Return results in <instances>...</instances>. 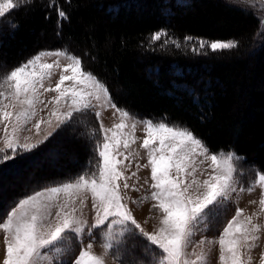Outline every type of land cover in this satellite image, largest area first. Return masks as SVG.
<instances>
[{
  "label": "snow or ice",
  "instance_id": "snow-or-ice-1",
  "mask_svg": "<svg viewBox=\"0 0 264 264\" xmlns=\"http://www.w3.org/2000/svg\"><path fill=\"white\" fill-rule=\"evenodd\" d=\"M17 6L16 0H0V18ZM57 14L60 19L66 18L59 7ZM9 26L15 27L11 22ZM167 35L156 32L151 40L159 41ZM193 39L184 37L186 43ZM164 42L168 43L167 40ZM173 43L180 47L178 42ZM235 47L236 41L198 40L192 51L222 52ZM48 55L63 56L69 61L63 66L54 88L45 87L44 81L50 79L52 70L60 65L59 62H42ZM5 68L0 65V125H3L4 143L0 161L14 159L39 146L21 142V134L30 130L26 126L38 115V105L47 108L51 104L53 107L46 121L43 118L35 121L33 127L37 130L41 123L52 127V117L56 119L55 129L68 125L77 117L87 118L86 114L93 109L92 100L99 101L102 96L119 113L121 123L105 128L100 121L101 113L96 111L94 119L100 123L97 137L90 143L88 167L78 172L72 181L35 191L0 210V230L4 234V254L0 264H56L54 257L48 254L53 250L57 254L67 253L66 264H105L104 257L92 251L96 239L101 240L105 255L121 244L126 257H135L137 247L147 254L139 259L122 260L118 251L113 254L118 264H205L203 252L193 253L196 259H190L187 253L194 230L201 224H212L218 230L215 242L219 245L220 264H249L244 253L250 252L259 240L260 226L252 222L251 216L241 219L243 210L240 208H236L235 215L226 223L221 220V215L226 214L225 202L238 190L235 161L239 157L234 152L212 153L190 130L163 120L140 121L145 132L140 147L147 153V164L143 167L150 168L152 181L150 196L144 199L154 201L152 208L161 213L158 230L147 232L134 218L122 195V189L137 190L128 184L130 177L122 171L130 167L125 161L131 155L128 153L130 145L136 142V118L111 104L106 86L83 68L80 58L65 51H43L11 70L4 71ZM45 92L56 95L45 103L41 99ZM62 108L65 110L61 111ZM127 120L133 121L131 125L125 122ZM52 134L49 132L45 140ZM23 139L27 141L28 138ZM201 156L211 161V172L203 180L196 174V158ZM255 186L261 189L259 203L264 210V173H255L253 182L239 191L252 192ZM88 192L95 213L90 226L77 216L75 206L77 199L81 198L83 202L82 194ZM60 193L65 199L56 203ZM54 207L57 210L53 214ZM117 228L119 232L115 231ZM85 235L89 240L86 247ZM127 240L139 241V244L129 247ZM204 243L205 239L199 241L200 245Z\"/></svg>",
  "mask_w": 264,
  "mask_h": 264
},
{
  "label": "trees",
  "instance_id": "trees-1",
  "mask_svg": "<svg viewBox=\"0 0 264 264\" xmlns=\"http://www.w3.org/2000/svg\"><path fill=\"white\" fill-rule=\"evenodd\" d=\"M22 4L11 19L0 23L2 61L18 66L43 49L65 48L84 63L89 60L88 70L118 107L142 118L179 123L211 151L234 152L254 173H264V40L256 45L263 21L253 9L231 0H22ZM57 7L65 19L58 17ZM156 32L168 35L153 42ZM187 36L193 41L186 43ZM198 40L236 41L237 47L193 52ZM94 138L68 145L78 166L66 161L63 172L45 166L37 171L36 181L11 199L73 179L88 167ZM47 142L0 161V173L8 165L26 166ZM26 180L27 173L16 185L20 188ZM137 242L127 240L129 247ZM118 251L122 260L134 258L124 255L122 244L112 253Z\"/></svg>",
  "mask_w": 264,
  "mask_h": 264
},
{
  "label": "rangeland",
  "instance_id": "rangeland-1",
  "mask_svg": "<svg viewBox=\"0 0 264 264\" xmlns=\"http://www.w3.org/2000/svg\"><path fill=\"white\" fill-rule=\"evenodd\" d=\"M231 1L237 2L239 4H242L246 7L253 9L258 14V16L262 18L263 26L256 43V45H258L259 42L264 40V0H231ZM16 2L18 4L17 6L18 8L21 7V5H23L22 0H16ZM187 2L188 1L184 2V4ZM15 10L16 7L10 10L4 18H0V23H5L4 22L5 20L11 19L13 16L12 12ZM56 50L65 51L81 59L79 55L73 54L65 48L43 49L40 52L43 51L54 52ZM82 54L85 55V52H82ZM42 62L49 64H56L57 62H59L60 67L54 68L52 70L53 74L51 78L46 79L44 81L45 87L51 86L54 88L56 82L59 79V75L62 71L63 66L69 63V61L63 56L57 57L55 55H48L42 58ZM81 62L83 68L86 71H89L88 69L91 66L89 60L84 63L81 59ZM0 65L6 66L4 71H8L13 69L14 67H17L9 63H5L4 61L1 60V58H0ZM95 77L99 80L97 76ZM54 95H56L55 92H45L42 95L41 99L44 100L45 103H47ZM108 95L111 97L109 91H108ZM110 103L115 104L112 98ZM92 104H93V109H91L86 114L87 118L77 117V119L73 120L68 125L60 129H55L56 119L55 117H52V122H53L52 127H50L47 123H41L39 130L34 128L33 124L35 123L36 120H40L41 118H43V120L46 121L49 118V114L53 105L48 104L47 108H45L44 105L37 106L38 115L32 121H30L26 126V128L30 130H26L21 134V142H27V143L39 144V145L41 144L39 142L42 140L43 141L48 140V142L42 147V149L39 152L33 155L34 157L29 159L26 166L20 168L18 167V165H13V166L8 165L5 169L2 170V172L0 173V210L7 209L10 206H12L17 201V200L15 201L12 200L14 196L17 195L19 192L23 191V189L26 186L33 183L34 180L36 181L37 178L35 177H37V171L41 170L43 167L46 166L47 168L57 169L58 172H63L64 167L66 166V161H69L75 167L78 166L79 165L78 159L75 156L74 151H72L73 149L69 148L68 145H72L74 141H78L81 143L82 141H85L86 143H88V139H91V137L93 138L95 137L94 139H92V141H95L97 137L100 121L103 122L105 128H109V129L112 128L114 124L121 123V117L119 113L116 112L115 108H112L110 106L109 101L104 99L103 96L99 101L93 99ZM116 108L124 109L118 107L117 105ZM64 110L65 109L63 108L61 109V111ZM124 110H126L132 117L136 118L137 126L134 131L136 142L130 145V148L128 149V153H131V155L129 156V160L125 161V164H130V167L124 168L122 169V171L124 172V175L130 177V179H128L127 181L128 184L130 186H134L137 190L132 191L131 187L128 190L122 189V195L125 197L124 203L128 205L129 209L131 210L137 222L141 224V226L144 228L145 231L151 233L153 231L158 230L160 226L159 221L161 218V213L158 210L152 208V205L155 203L154 201H152L151 199H147V200L144 199V197L150 196L152 181H151L150 168L143 167L145 164H147V153L146 150L140 147L145 136L144 126L142 123H140V121L152 120V119L142 118L135 115L134 113L130 112L127 109ZM96 111L101 113L100 121H96L94 119V113ZM160 120L161 119L152 120V121L156 122ZM163 121L167 122L170 125H178L181 128H186L190 130L189 128L179 123H171L166 121L165 119ZM125 122L131 125L133 121L127 120ZM129 131H131V128H129ZM49 132H52L53 134L50 137H48L47 140H45V137L48 136ZM193 135L198 139H200L196 134L193 133ZM2 136H3V125H0V149L4 148ZM24 137L28 138L27 141L23 139ZM209 151L212 153H216L211 151L210 149ZM235 163L237 168L236 178L238 181L236 187L238 190L232 193L229 200L225 202L224 207L226 208V214L221 215V220L224 223H226L228 219H231V217L235 215L236 208H240L243 210V216L241 217V219L248 216L252 217V222L260 226V232L258 233L260 238L258 241L255 242L250 252L244 253V258L249 261V264H264V259H262V256H264V210L261 209L259 203L261 199V189L259 188V186H255L252 192H248V191L240 192L239 188H247L249 184L253 182V180L255 179V173L251 170L249 166H247L246 164L243 163V161H241V158L237 159ZM210 164L211 161L205 159L202 156L196 158V167H197L196 174L198 179L203 180L207 178L208 173L211 172V168L209 166ZM137 165H140V167L137 168ZM133 172L136 173V176H131V173ZM26 173H27V180L24 181L23 186L19 188L16 185V182L19 177H21ZM72 180L73 179L39 187L38 189H35L28 194H32L38 190H44L47 187L58 186L62 183L69 182ZM122 183L123 182H121V184ZM11 190H17V192L14 193V191L11 192ZM64 199H65L64 194L60 193L56 197L55 202L62 203ZM82 200L83 202H81V198H78L76 201V205H75L77 208L76 214L77 216L84 219L87 222V224L90 226L94 222V216H95V213L92 210L91 193L88 192L86 194H82ZM56 210L57 209L55 207L52 209L53 214L55 213ZM115 231L119 232V228H117ZM3 235L4 234L2 230H0V260H2L4 254ZM201 239H205V243L203 245L199 244V241ZM217 239H218V230L216 227H213L212 224L197 225L194 230V235L192 237V243L187 248V253L189 255V258L196 259V255L203 252L206 258L205 264H220L219 245L217 242H215ZM88 242H89L88 237L87 235H85L84 238L85 247L87 246ZM137 244H139V242H137ZM92 251L95 254L104 257L105 264H118V261H116L113 258L112 252L105 255L104 249L101 247L100 239H96V241L93 243ZM142 252H143L142 248L137 247L136 255L133 259H139L141 256H143L141 254ZM193 253H195L196 255H193ZM48 254L54 257L56 264H66L67 260L69 259L67 253L64 252L57 254L53 250Z\"/></svg>",
  "mask_w": 264,
  "mask_h": 264
}]
</instances>
